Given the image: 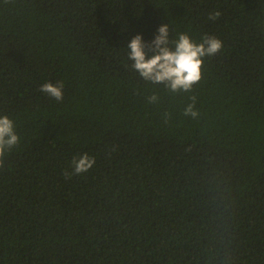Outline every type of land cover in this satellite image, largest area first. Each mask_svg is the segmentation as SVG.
<instances>
[{
	"label": "trees",
	"instance_id": "obj_1",
	"mask_svg": "<svg viewBox=\"0 0 264 264\" xmlns=\"http://www.w3.org/2000/svg\"><path fill=\"white\" fill-rule=\"evenodd\" d=\"M164 23L222 41L189 92L128 59ZM5 114L0 264H264V0H0Z\"/></svg>",
	"mask_w": 264,
	"mask_h": 264
},
{
	"label": "clouds",
	"instance_id": "obj_2",
	"mask_svg": "<svg viewBox=\"0 0 264 264\" xmlns=\"http://www.w3.org/2000/svg\"><path fill=\"white\" fill-rule=\"evenodd\" d=\"M219 11L209 15V19L219 17ZM222 41L215 36H205L202 42H195L187 33L178 34V38L170 40L168 23L158 28V34L151 42H145L142 34L134 36L127 45L128 59L131 67L145 81L163 84L171 93L189 92L202 79L205 56H213L222 49ZM146 49L148 51H146ZM149 51L151 54H149ZM64 84L46 82L40 86V91L57 101H62ZM183 109V115L197 119L200 115L196 108V97H191ZM148 103L158 104L159 97L152 94ZM171 113H164L167 121ZM20 143V136L15 131V123L8 115H0V168L4 165L7 151H11ZM95 164V157L88 153L73 157L72 165L75 174L87 172ZM66 178H71L73 172L65 170Z\"/></svg>",
	"mask_w": 264,
	"mask_h": 264
}]
</instances>
